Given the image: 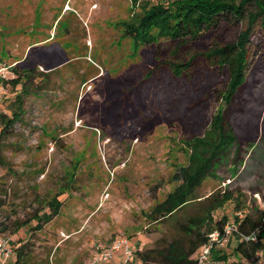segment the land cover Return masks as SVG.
Masks as SVG:
<instances>
[{"label":"rangeland","instance_id":"obj_1","mask_svg":"<svg viewBox=\"0 0 264 264\" xmlns=\"http://www.w3.org/2000/svg\"><path fill=\"white\" fill-rule=\"evenodd\" d=\"M150 5V0H0V61L10 66L0 112L21 92L20 85L9 83L13 69L37 73L24 95L22 121L4 141L9 166L0 168L5 203L0 231L7 230L0 235L12 249L30 240L35 264H89L99 245L123 237L131 264H141L137 251L174 241L187 251L191 240L182 223L200 216L223 190L243 195L239 211L243 218L256 217L258 241L264 243V59L254 63L226 113L238 138L237 156L233 147L197 190L199 199L174 220L146 219L177 185L173 176L189 154L184 141L209 129L223 83L202 58L187 75L173 77L163 65L172 55L167 40L145 45L125 32L124 25ZM209 43L206 37L189 49L201 52ZM187 51L178 57L186 58ZM57 193L62 205L51 222L31 232L36 225L31 221L9 233L13 222L48 213L47 201ZM235 199L213 216L232 220ZM235 246L232 236L223 250L226 264H264V252L245 260ZM9 259L13 264L14 255ZM120 259L116 252L106 264Z\"/></svg>","mask_w":264,"mask_h":264},{"label":"trees","instance_id":"obj_2","mask_svg":"<svg viewBox=\"0 0 264 264\" xmlns=\"http://www.w3.org/2000/svg\"><path fill=\"white\" fill-rule=\"evenodd\" d=\"M150 2L152 5L135 18L134 23L124 25L125 32L145 45L156 43L155 40L159 39L167 40L166 47L172 48V55L163 65L175 78L187 75L199 58L211 67L214 74L223 78L221 88L215 94L218 105L209 122V129L202 136L184 141L189 154L187 164L177 167L173 176V182L177 185L145 215L148 221L160 223L174 220L178 211L199 199L197 190L207 178L213 176L216 166L233 147L236 148L235 155L238 154V138L226 113L246 83L254 63L264 59V0H174L170 5L163 0ZM227 33L231 37L226 38ZM206 37L210 38V43L202 46L205 50L191 53L189 48L202 44ZM254 38L256 41H253ZM185 49L190 55L179 58L178 52ZM13 71L16 76L9 83L13 87L20 85L21 92L9 102L6 112H0V168L9 166L3 156L4 141L11 138L15 125L22 121L24 95L37 77L36 71L30 67L23 71L15 68ZM6 99L7 96L2 98L0 105ZM60 194L53 195L47 201L48 213L34 215L27 221L13 222L9 233L14 234L31 221L36 222L31 232L41 230L59 214L62 205L58 200ZM234 195L237 197L235 211H239L243 206L239 201L243 195L238 191L223 190L212 197V202L200 216H193L182 223L185 237L191 240L187 251L175 241L162 248L137 251L141 264H194L193 256L207 240V234L216 229L221 230L228 221L225 215L214 219L213 213L231 201ZM4 204V199H0V209ZM263 219L264 211L261 218L264 225ZM257 227L256 217L246 215L237 221L236 229L238 233L248 235ZM6 230L3 226L0 232ZM263 251L264 243L260 241L236 240L235 253L240 258L249 260ZM12 255L13 264L35 262L30 240L18 243ZM213 258L227 260L223 252H214Z\"/></svg>","mask_w":264,"mask_h":264},{"label":"built area","instance_id":"obj_3","mask_svg":"<svg viewBox=\"0 0 264 264\" xmlns=\"http://www.w3.org/2000/svg\"><path fill=\"white\" fill-rule=\"evenodd\" d=\"M170 1V0H165ZM10 66L0 61V101L4 92L5 80ZM216 219V216H213ZM243 218V213L238 211L234 214L232 220H228L221 230H213L207 234V240L202 244L193 256L194 264H226L225 261L216 260L213 258L214 252H223L229 243L232 236L236 240L250 241L253 243L258 242V234L255 231L248 235L240 234L237 232V221ZM264 220V219H263ZM98 251L95 253L89 264H106L109 263L116 252H121V259L118 264H131L132 252L128 241L123 237L114 240L108 246L99 245ZM264 252V251H263ZM13 249L9 240L5 236L0 235V264H5L6 261L12 256ZM257 253L256 255H258Z\"/></svg>","mask_w":264,"mask_h":264},{"label":"crops","instance_id":"obj_4","mask_svg":"<svg viewBox=\"0 0 264 264\" xmlns=\"http://www.w3.org/2000/svg\"><path fill=\"white\" fill-rule=\"evenodd\" d=\"M9 260H10V259H8L7 261H9ZM0 261H1V259H0ZM7 261H6V263H5V264H8V263H7Z\"/></svg>","mask_w":264,"mask_h":264}]
</instances>
